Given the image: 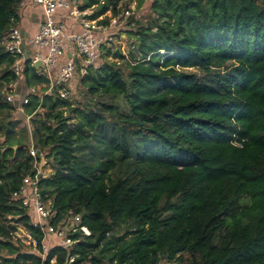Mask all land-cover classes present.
Instances as JSON below:
<instances>
[{"label":"trees","instance_id":"1","mask_svg":"<svg viewBox=\"0 0 264 264\" xmlns=\"http://www.w3.org/2000/svg\"><path fill=\"white\" fill-rule=\"evenodd\" d=\"M19 1L0 0V41L18 25ZM79 1L95 20L134 0ZM149 9L126 55L103 46L116 61L87 69L82 105L61 99L58 85L23 106L51 169L40 194L55 221L73 210L90 232L72 248L55 245L45 263L264 264V0H152ZM12 62L0 46V88ZM37 70L24 62L28 87L48 82ZM14 124H0V264H41L8 224L41 250L12 200L32 162L25 142L9 141Z\"/></svg>","mask_w":264,"mask_h":264},{"label":"built area","instance_id":"2","mask_svg":"<svg viewBox=\"0 0 264 264\" xmlns=\"http://www.w3.org/2000/svg\"><path fill=\"white\" fill-rule=\"evenodd\" d=\"M79 3V0L19 1V9L26 5L40 7L43 19L33 38L25 40L21 29L16 25L12 26L7 36L0 41V46L13 60L11 65L13 79L0 88L2 103L9 104L16 109L18 106V110L22 111L23 106L28 103V97L36 94L33 87H28L24 83L23 64L28 60L31 65L41 61L44 68L37 70V76H44L50 82L52 72L58 69L57 79L53 82L52 88L61 85L57 91L59 97L64 100L69 99L75 80L85 76L89 67L102 66V47L110 41L111 31L119 28L122 22L126 23L130 31L136 30L138 19L134 17L130 9L121 10L117 16H112L110 12H107L95 20H90L87 18L89 10L81 11ZM58 10L67 12L70 18L77 20L82 32L67 33L57 17ZM28 48L36 49L30 59L27 58ZM31 143L32 145L26 148L28 155L32 157L31 173L23 177L18 190L12 194V200L22 205L30 218L32 228L42 235L39 251L36 240L25 231L26 241L32 247L31 250L41 259V264H47L45 263L47 253L55 245L66 249L72 248L84 238L89 237L90 232L82 224L81 216L73 210H70L65 218L55 221L53 207L42 197L38 186L40 178L46 175L45 168L39 170V160L43 156L41 153L38 155L32 140ZM52 240L55 242L53 245ZM49 264H56L55 258L50 259Z\"/></svg>","mask_w":264,"mask_h":264},{"label":"rangeland","instance_id":"3","mask_svg":"<svg viewBox=\"0 0 264 264\" xmlns=\"http://www.w3.org/2000/svg\"><path fill=\"white\" fill-rule=\"evenodd\" d=\"M151 2L152 0H144V2L141 5H139L138 2L134 0V1L129 2L127 6L124 7L123 9H130L133 12L134 17L138 19L137 24H140L146 27V25H148L149 23V18H150L149 8H150ZM79 5H81V2L79 3ZM91 11H92L91 9L88 11L89 15L91 14ZM135 31H130L126 26V23L122 22L119 28L111 31L109 35L110 41L106 43L105 47H107V49L110 50L111 54L119 50L122 53V55H126L128 48L135 41V38H136ZM102 51L105 53L103 47H102ZM103 52H102V57H101V63H104L105 60L116 61L115 59H112V57H110L109 59H105V57L103 56ZM3 67L4 66H2L0 70H2ZM189 71L196 72V70H193V69H190ZM31 87H33L36 90L37 95H41L47 90V85L36 84V85H32ZM48 89L49 90L46 92L49 93L54 88H52V86L50 87L49 85ZM87 97L88 96L85 93V90L81 86L80 79L77 78L74 84H72L71 95L68 100L74 103L73 107H78L83 104L84 99ZM23 111L24 110L20 111L15 108L12 111L6 110V111L0 112V124L2 123L6 124V122L8 121L15 122V124L12 127V130H10L11 136H10L9 141L11 144H15V142L18 139H21L22 142H25L26 147H29L30 145H32L31 143V140H32L33 145L36 148L35 139L32 136L33 127L30 123V120L26 119V115ZM38 112L42 114L43 110L40 109ZM67 116L69 117L70 114L67 113ZM70 117H72V121L76 120L75 118H73L74 117L73 115H71ZM7 138L8 137H5L4 135H0V143L5 142ZM49 173H51V169L48 166L47 168H45V174L47 175ZM120 174L121 173L117 171L116 173L112 174V177L115 178L117 175H120ZM8 224L16 227L17 229L15 231L16 237H18L21 240V243L24 245V249L31 250L32 247H30L26 241V237H25L26 232L23 226L20 223L9 222ZM51 244L52 245L55 244L54 240H52ZM161 264H167V263L163 262Z\"/></svg>","mask_w":264,"mask_h":264},{"label":"crops","instance_id":"4","mask_svg":"<svg viewBox=\"0 0 264 264\" xmlns=\"http://www.w3.org/2000/svg\"><path fill=\"white\" fill-rule=\"evenodd\" d=\"M19 17H20V20L18 22V27L21 29L24 39L27 40L28 38H33L37 34L39 26L43 19L42 9L34 5H26L22 9H19ZM57 17L60 20V22L64 25L67 33L78 34L82 32V28L78 24L77 20L70 18L67 12L63 10H58ZM33 51H36V49L33 50L32 48L31 49L28 48V51H27L28 59H30L31 55L33 54ZM57 74H58V69H56L55 72L54 71L52 72L51 82L47 78L48 82L41 84V85H47V91L49 90L48 89L49 85L51 87L53 84V81L57 79ZM17 108L19 109L18 106ZM26 119H27V116H26Z\"/></svg>","mask_w":264,"mask_h":264},{"label":"water","instance_id":"5","mask_svg":"<svg viewBox=\"0 0 264 264\" xmlns=\"http://www.w3.org/2000/svg\"><path fill=\"white\" fill-rule=\"evenodd\" d=\"M34 66L36 69H39V68L43 69L44 68V65L42 64L41 61L35 62ZM13 149H15V147ZM45 164H46L45 158L41 157L39 160V170H42L45 167Z\"/></svg>","mask_w":264,"mask_h":264}]
</instances>
